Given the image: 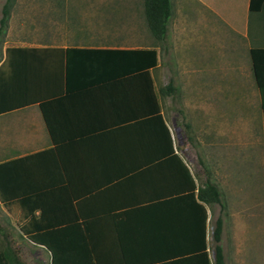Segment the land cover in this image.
<instances>
[{
  "label": "crops",
  "instance_id": "1",
  "mask_svg": "<svg viewBox=\"0 0 264 264\" xmlns=\"http://www.w3.org/2000/svg\"><path fill=\"white\" fill-rule=\"evenodd\" d=\"M249 3L171 0L164 40L150 33L147 46L5 42L0 47L4 225L49 259L51 252L20 228L70 227L69 235L84 229L100 264H215L217 244L225 264H248L247 238L232 232L222 189L204 159L194 163L187 152L186 142L199 143L192 124L176 116L186 118L180 106L186 86L227 82L219 79L218 68L229 74L235 68L230 35L248 38ZM192 34L199 37L197 52L191 49ZM253 47L262 46H248L252 74ZM141 49L155 51L153 65L149 54L132 51ZM198 67H207V73L190 69ZM227 91L225 86L231 98ZM208 183L219 190V203L201 198ZM218 218L222 231L215 241ZM0 237L12 235L0 226Z\"/></svg>",
  "mask_w": 264,
  "mask_h": 264
},
{
  "label": "rangeland",
  "instance_id": "2",
  "mask_svg": "<svg viewBox=\"0 0 264 264\" xmlns=\"http://www.w3.org/2000/svg\"><path fill=\"white\" fill-rule=\"evenodd\" d=\"M1 5L0 2V16ZM149 34L142 0H13L6 32L0 35V47L5 42L147 46ZM232 37L235 68L230 69L231 74L227 73L228 68H218L219 79L227 82L208 81L198 89L195 83L181 84L186 86L187 98L180 99L186 118L180 115L176 118L192 124L199 145L186 142L187 152L196 157L194 163L197 157L204 159L222 189L232 232L235 228L237 238H247L248 264H264V116L248 54L250 44L264 46L261 14H251L249 43L241 34ZM192 38L191 49L197 52L198 34H192ZM256 38L263 42L255 43ZM203 41H207L206 36ZM190 69L197 74L202 70L207 73V67H198L200 71ZM225 86L227 92L231 90V98L226 97ZM218 88L220 91L215 95ZM197 90L203 97L197 96ZM172 103L178 108L176 100ZM2 217L0 210V226H5L12 237H0V251L9 243L25 264H49V254L26 238H18L16 229L7 228Z\"/></svg>",
  "mask_w": 264,
  "mask_h": 264
},
{
  "label": "trees",
  "instance_id": "3",
  "mask_svg": "<svg viewBox=\"0 0 264 264\" xmlns=\"http://www.w3.org/2000/svg\"><path fill=\"white\" fill-rule=\"evenodd\" d=\"M13 0H6L2 6V17L0 18V35L6 32L10 8ZM144 19L149 32L158 40H164L168 21L171 17V0H142ZM250 12H259L261 14L262 26L264 28V0H250ZM78 45V44H73ZM139 51L151 56L149 63L154 64L155 51L149 49L132 50ZM252 70L256 85L260 93V107L264 116V47H253L250 49ZM169 87H172L170 85ZM201 198L205 202H220V193L215 185L206 184L204 195ZM224 209L225 205L220 204ZM204 220L206 213L204 208ZM28 239L35 244L46 247L51 252L50 264H100L98 258L93 255L98 254L96 245L92 238H87L84 229L75 230V235H69L72 228H53L45 227L20 228ZM222 231V220L218 218L213 229V238L218 241ZM0 264H25L19 259L15 250L9 243L0 251ZM208 264V263H207ZM215 264H225L221 247L215 245Z\"/></svg>",
  "mask_w": 264,
  "mask_h": 264
}]
</instances>
